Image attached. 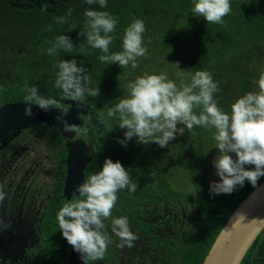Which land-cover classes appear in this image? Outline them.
I'll return each mask as SVG.
<instances>
[{"label": "flooded vegetation", "instance_id": "flooded-vegetation-1", "mask_svg": "<svg viewBox=\"0 0 264 264\" xmlns=\"http://www.w3.org/2000/svg\"><path fill=\"white\" fill-rule=\"evenodd\" d=\"M60 1L71 3L63 6L72 10L76 28L80 24L83 28L86 10L100 8L85 0H0V185L6 193L0 220L8 225L0 227V264H84L60 232L57 213L79 195L75 189L87 176L101 170L105 158L121 162L138 185L135 192L120 190L112 210L113 217L128 218L137 239L131 247H121L113 235L105 257L87 264H202L230 215L222 210L217 214L208 205L212 216H207L203 206L181 198L178 188L169 189L162 179L158 184L156 170L169 161L163 149L147 145L161 152L147 157L153 170L142 157L133 156L135 138L127 147L118 143L126 129L118 127V115L110 118L109 108H101L100 93L77 103L55 87L58 62L52 64V59L57 56L45 51L51 46L48 37L43 41L39 37L47 30L45 18ZM26 85H38L41 95L60 106L48 112L66 111L63 119L87 128V134L65 132L58 119H52L53 124H30V117L16 110L27 106L22 90ZM134 146L141 149L139 143ZM172 175L179 183V174ZM189 193L195 196L196 190L185 195ZM215 198L219 195L210 194L209 203ZM240 264H264V230Z\"/></svg>", "mask_w": 264, "mask_h": 264}, {"label": "clouds", "instance_id": "clouds-1", "mask_svg": "<svg viewBox=\"0 0 264 264\" xmlns=\"http://www.w3.org/2000/svg\"><path fill=\"white\" fill-rule=\"evenodd\" d=\"M85 2L88 5L98 3L100 8L107 7V0ZM193 5V16L202 17L211 24H223V17L232 11L230 0H193ZM71 11L68 10V15ZM84 15L87 31H80L78 35L85 37L90 47L103 53L98 57L101 62L118 64L120 68L129 64L132 68L138 67L137 58L147 55L143 42L146 31L143 19L136 18L125 28L122 51L112 52L110 45L115 37L111 34L116 31L117 18L107 11L94 9L86 10ZM54 19L58 23L66 22L64 17ZM48 30L51 31V25ZM46 43L51 45L45 50L50 56L58 55L60 50L72 52L75 48L71 38L64 34ZM79 50L85 52L83 44L79 45ZM57 68L55 87L62 91L64 97L80 103L86 97L99 96L98 86H90L88 70L75 58L60 59ZM257 84L259 91L238 97L231 105V112L226 113L214 99L219 87L209 71L198 70L191 76L190 83L182 79L179 86L166 74L145 72L126 85L129 95L110 107L107 116L118 115V127L126 129L124 138L118 143L125 147L135 138L139 144L155 143L165 148L177 135H184L185 130L192 132L196 126L215 129L213 139L217 154L213 158V166L219 180L210 182L209 191L212 195L231 194L237 186L243 187L245 181L254 187L264 177V71H261ZM22 90L26 93L25 116L33 115V105L44 111L60 107L53 98L41 95L38 85H26ZM194 109H200L199 114ZM66 114L62 111L57 117L64 131L86 135L87 128L69 124L63 119ZM137 186L121 162L105 158L101 170L87 176L76 187L75 192L79 195L63 203L57 213L60 232L80 254L84 264L89 260H102L113 235L121 240V247L125 244L131 247L137 239L126 216H112L117 193L122 189L135 192ZM3 188L0 185V203L6 197ZM0 227L8 225L0 220Z\"/></svg>", "mask_w": 264, "mask_h": 264}, {"label": "trees", "instance_id": "trees-1", "mask_svg": "<svg viewBox=\"0 0 264 264\" xmlns=\"http://www.w3.org/2000/svg\"><path fill=\"white\" fill-rule=\"evenodd\" d=\"M230 4L232 11L223 17V24L207 23L202 17L193 16V0H128L107 3L106 8H99V11H107L118 20L116 31L111 34L115 37L110 45L112 52L122 51L125 28L136 18L144 20L146 31L143 42L147 55L137 58L136 68H132L131 64L120 68L118 64L101 62L98 57L103 53L90 47L86 38L78 35V31H87L84 27L86 17L81 18L83 28L80 24L72 30L76 22L72 19L74 15H68L69 9L63 6H70L71 3L57 2L45 18L47 30L42 31L43 36L39 40L48 37L49 41H53L62 34L71 38L75 48L72 52L60 50L57 59H52V64L60 59L73 58L81 63L91 77L90 86L99 88L102 109L110 108L127 97L129 91L126 85L145 72L166 74L179 86L182 79L190 83L196 71L207 70L218 83L219 91L214 94L218 107L230 113L231 105L238 97L250 91H259L257 81L261 71H264V0H230ZM55 17H64L66 22L58 23ZM49 25L51 31L48 30ZM80 44H83L85 52L77 51ZM194 111L199 114L200 109ZM214 132L215 129L196 126L192 132L185 130L184 135H177L169 144L177 145L180 152L188 155L190 165L186 172L195 179L199 176L209 180L207 171L213 167L210 159L217 154ZM263 181L264 177H261L254 187L245 181L243 187L237 186L231 194L210 202L215 203L217 214L222 210L228 216Z\"/></svg>", "mask_w": 264, "mask_h": 264}, {"label": "water", "instance_id": "water-1", "mask_svg": "<svg viewBox=\"0 0 264 264\" xmlns=\"http://www.w3.org/2000/svg\"><path fill=\"white\" fill-rule=\"evenodd\" d=\"M23 112L25 107H17ZM30 124H40L61 116L39 107L32 108ZM47 119V120H46ZM55 127L60 128L55 124ZM264 230V181L255 187L234 209L213 241L202 264H240L255 239Z\"/></svg>", "mask_w": 264, "mask_h": 264}, {"label": "rangeland", "instance_id": "rangeland-1", "mask_svg": "<svg viewBox=\"0 0 264 264\" xmlns=\"http://www.w3.org/2000/svg\"><path fill=\"white\" fill-rule=\"evenodd\" d=\"M145 1H151V0H145ZM132 143H133V150H135L133 152V156L142 157L145 163L150 164L151 169L156 170L154 163L151 162L147 157L160 156L161 152L157 153L155 149L148 148L150 144H148V146L140 144L141 149H137L134 146L135 143H137V141L133 140ZM154 146H158V145L154 143ZM171 146L172 145H169V147L162 148L164 151L165 159H169V161L168 164L164 162L165 165L164 168H162L160 164L159 168L156 170L158 172V184L161 183L159 179H162V182L166 183L170 187L169 189L173 190V187L178 188L180 191L177 190V193L178 194L181 193V196H184L181 198L186 197L185 199H190L192 204L195 203L198 206H203L207 216L209 215L212 216L211 212L209 211L208 205L211 206V208L213 209L215 203L213 204L209 203L210 194L207 193V191L209 190L210 182L219 180V177L215 174L216 170L214 166L210 167L209 171H207V173L209 174V180H206V178H202L199 176L197 177V179H195L186 172L188 170L187 166L190 165L188 162L189 159L187 158L188 155L180 152V149L177 145L172 147ZM172 157L174 158V160ZM210 161L213 162V158H211ZM172 172L174 173L177 172L179 174V183L172 175ZM144 179L145 177L142 180ZM190 190H196L195 196H191L190 193L185 195V193H188ZM224 195L225 194H219V198L223 197Z\"/></svg>", "mask_w": 264, "mask_h": 264}]
</instances>
